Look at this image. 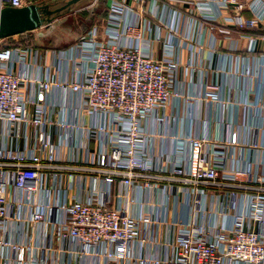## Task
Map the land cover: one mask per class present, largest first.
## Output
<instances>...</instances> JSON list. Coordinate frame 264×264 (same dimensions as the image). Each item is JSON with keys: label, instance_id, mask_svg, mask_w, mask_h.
Returning <instances> with one entry per match:
<instances>
[{"label": "built area", "instance_id": "obj_1", "mask_svg": "<svg viewBox=\"0 0 264 264\" xmlns=\"http://www.w3.org/2000/svg\"><path fill=\"white\" fill-rule=\"evenodd\" d=\"M106 9L65 50L0 40V264H264V176L237 157L247 145L237 133L168 145L161 130L181 97L177 49L264 27V0Z\"/></svg>", "mask_w": 264, "mask_h": 264}, {"label": "crops", "instance_id": "obj_2", "mask_svg": "<svg viewBox=\"0 0 264 264\" xmlns=\"http://www.w3.org/2000/svg\"><path fill=\"white\" fill-rule=\"evenodd\" d=\"M241 15L252 17L248 10ZM217 25L221 28L225 23L221 20ZM231 29L230 38L216 33L215 43L206 38L202 48L177 49L181 97L172 100L167 111L170 122L161 130L167 132L163 134L168 145L175 137L206 135L223 141L229 133H237L247 145L237 157L251 166L253 175L264 176V27ZM47 62L53 66L50 57ZM54 72L58 74L57 69ZM207 87L219 93L218 101L209 103L202 98ZM186 214L183 209L182 216ZM231 223L227 217L225 225Z\"/></svg>", "mask_w": 264, "mask_h": 264}, {"label": "rangeland", "instance_id": "obj_3", "mask_svg": "<svg viewBox=\"0 0 264 264\" xmlns=\"http://www.w3.org/2000/svg\"><path fill=\"white\" fill-rule=\"evenodd\" d=\"M72 0H45L50 10L65 7ZM106 0H81L56 16L54 23L34 32L5 40V44L28 45L43 50L60 51L77 43L93 27L105 23Z\"/></svg>", "mask_w": 264, "mask_h": 264}, {"label": "water", "instance_id": "obj_4", "mask_svg": "<svg viewBox=\"0 0 264 264\" xmlns=\"http://www.w3.org/2000/svg\"><path fill=\"white\" fill-rule=\"evenodd\" d=\"M79 1L81 0H72L65 7L54 11L44 3L23 8L7 7L0 11V40L24 35L51 25L57 15Z\"/></svg>", "mask_w": 264, "mask_h": 264}]
</instances>
